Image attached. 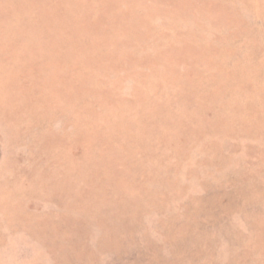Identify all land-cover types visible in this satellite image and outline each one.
<instances>
[{"label": "rangeland", "instance_id": "obj_1", "mask_svg": "<svg viewBox=\"0 0 264 264\" xmlns=\"http://www.w3.org/2000/svg\"><path fill=\"white\" fill-rule=\"evenodd\" d=\"M0 264H264V0H0Z\"/></svg>", "mask_w": 264, "mask_h": 264}]
</instances>
